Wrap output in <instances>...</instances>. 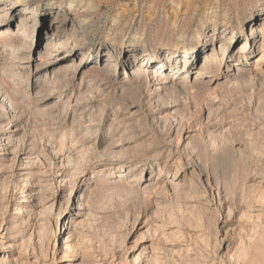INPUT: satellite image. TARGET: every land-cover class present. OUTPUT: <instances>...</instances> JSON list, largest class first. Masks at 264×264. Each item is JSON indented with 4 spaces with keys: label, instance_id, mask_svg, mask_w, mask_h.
Listing matches in <instances>:
<instances>
[{
    "label": "rangeland",
    "instance_id": "rangeland-1",
    "mask_svg": "<svg viewBox=\"0 0 264 264\" xmlns=\"http://www.w3.org/2000/svg\"><path fill=\"white\" fill-rule=\"evenodd\" d=\"M263 10L264 0H23L9 12L0 264H264ZM254 23L255 47L241 50ZM56 26L78 52L59 62L46 47ZM212 56L177 89L134 76L142 61L177 79L193 63V79Z\"/></svg>",
    "mask_w": 264,
    "mask_h": 264
},
{
    "label": "bare ground",
    "instance_id": "bare-ground-1",
    "mask_svg": "<svg viewBox=\"0 0 264 264\" xmlns=\"http://www.w3.org/2000/svg\"><path fill=\"white\" fill-rule=\"evenodd\" d=\"M5 2L6 3L8 2V4L2 5L0 7V29H1V27H3L5 25V23H4L5 20L8 19V13L10 12V15L13 14V12L15 10H17V8L20 7L23 4V0H5ZM1 4L2 3H1V0H0V5ZM56 9H58L59 11L62 10L61 6H58ZM23 15H24V17L20 18V22L18 24L20 26L24 23V21H27V19L30 18V17L27 16V15H29V12H26V9L23 12ZM261 15H264V13H262ZM55 31L57 32V34L56 35L49 36V41L46 42V47L47 48H50L49 50L51 51L52 55L55 54L53 56L55 58L54 62H59V61H62V60H66V59L71 58V56H73V55L76 54V52H77V46L71 45V42H72L71 39L72 38L71 39H67V40H65V39L64 40L59 39V37L61 36V33H60L61 30H60V27L59 26H56ZM260 31H261V29H259L256 26V23H254L252 26H250L248 28L247 33H246V37L247 38L243 42H241L240 49L241 50H246V49L250 50L251 47L254 48L255 47L256 37L258 36V34L260 33ZM199 45L200 44L198 43V44H196L194 47H192L190 49L182 50V53H184L185 55H187V54L193 55L195 51H197V50L199 51V48H200ZM139 46L140 45H135L134 47L137 48ZM218 49H219V51L222 50L223 49V46L222 45H219V48ZM139 51H141V50L139 48H137L136 52H139ZM257 51H262V50L259 49ZM52 55H49V56L52 57ZM146 56H147V59L149 58L150 61H153V62H159V61H161L159 59V57L158 58L157 57L154 58L153 56H148L147 54L145 55V57ZM214 56H212V58H211L210 61H207L206 58H205L204 61H203V63H202V65L199 67V69H196L195 68L196 69V72L194 73L195 77L193 79H191V78L189 79V77L186 75L187 72L190 70V68H191V66H192L193 63H191L190 65H186L184 67L186 69L182 70L183 71L182 78L179 77L177 79V78H174L175 77L174 75L171 76V75L167 74L166 71H165V68H163L162 66H159V67L155 66L153 68L152 67V65H153L152 62H143L142 61L139 64L140 66H138V69L135 71L134 76L140 75L142 77L147 78L150 81H153V84L152 85L155 87L153 89L154 92H159V91H162V90H167V86H169V87L171 86V87L177 89V88H179L182 85V83H187V82L188 83H191V82H193V84H196L197 83V80L196 79L202 77V75H203L202 74V71L205 68H207V66L209 64H212V63L215 62V58H213ZM231 57H233V56H231ZM235 60L239 61L240 60V57H234V58L231 59V61H235ZM186 63H188V61ZM78 66H81V62L78 63ZM97 71H99V70H97ZM224 133H226V132H224ZM125 176H126L125 173H121L118 176V178H122V177H125ZM174 185L175 186H178L177 183H175ZM228 253H230L231 255H234V251H233V249L231 247H229Z\"/></svg>",
    "mask_w": 264,
    "mask_h": 264
}]
</instances>
